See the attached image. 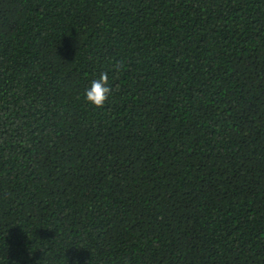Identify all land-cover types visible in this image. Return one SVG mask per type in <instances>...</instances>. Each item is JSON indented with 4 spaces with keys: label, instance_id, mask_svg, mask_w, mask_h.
<instances>
[{
    "label": "trees",
    "instance_id": "trees-1",
    "mask_svg": "<svg viewBox=\"0 0 264 264\" xmlns=\"http://www.w3.org/2000/svg\"><path fill=\"white\" fill-rule=\"evenodd\" d=\"M0 264H264V0H0Z\"/></svg>",
    "mask_w": 264,
    "mask_h": 264
},
{
    "label": "clouds",
    "instance_id": "clouds-1",
    "mask_svg": "<svg viewBox=\"0 0 264 264\" xmlns=\"http://www.w3.org/2000/svg\"><path fill=\"white\" fill-rule=\"evenodd\" d=\"M111 86L107 73H101L90 81L83 92V99L93 107L102 108L111 94Z\"/></svg>",
    "mask_w": 264,
    "mask_h": 264
}]
</instances>
